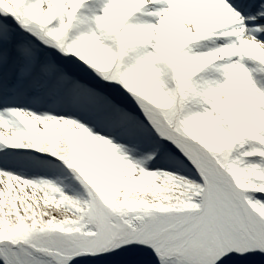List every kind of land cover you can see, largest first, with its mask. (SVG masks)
Wrapping results in <instances>:
<instances>
[{
	"label": "snow or ice",
	"instance_id": "snow-or-ice-1",
	"mask_svg": "<svg viewBox=\"0 0 264 264\" xmlns=\"http://www.w3.org/2000/svg\"><path fill=\"white\" fill-rule=\"evenodd\" d=\"M0 264H264V0H0Z\"/></svg>",
	"mask_w": 264,
	"mask_h": 264
}]
</instances>
